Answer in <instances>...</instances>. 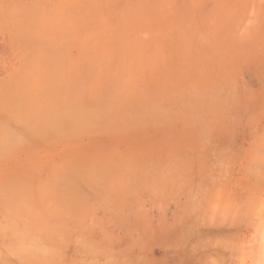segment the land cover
Segmentation results:
<instances>
[{
	"label": "rangeland",
	"instance_id": "1",
	"mask_svg": "<svg viewBox=\"0 0 264 264\" xmlns=\"http://www.w3.org/2000/svg\"><path fill=\"white\" fill-rule=\"evenodd\" d=\"M0 264H264V0H0Z\"/></svg>",
	"mask_w": 264,
	"mask_h": 264
},
{
	"label": "bare ground",
	"instance_id": "2",
	"mask_svg": "<svg viewBox=\"0 0 264 264\" xmlns=\"http://www.w3.org/2000/svg\"><path fill=\"white\" fill-rule=\"evenodd\" d=\"M6 128V127H5ZM102 191V190H101ZM42 228V227H41Z\"/></svg>",
	"mask_w": 264,
	"mask_h": 264
}]
</instances>
